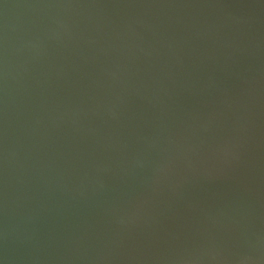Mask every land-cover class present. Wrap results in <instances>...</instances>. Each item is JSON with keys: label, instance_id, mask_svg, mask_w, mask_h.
Returning a JSON list of instances; mask_svg holds the SVG:
<instances>
[{"label": "water", "instance_id": "1", "mask_svg": "<svg viewBox=\"0 0 264 264\" xmlns=\"http://www.w3.org/2000/svg\"><path fill=\"white\" fill-rule=\"evenodd\" d=\"M0 264H264V0H0Z\"/></svg>", "mask_w": 264, "mask_h": 264}]
</instances>
